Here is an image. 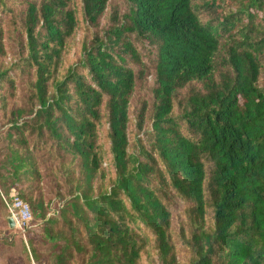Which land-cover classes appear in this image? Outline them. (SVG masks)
<instances>
[{
  "label": "trees",
  "instance_id": "trees-1",
  "mask_svg": "<svg viewBox=\"0 0 264 264\" xmlns=\"http://www.w3.org/2000/svg\"><path fill=\"white\" fill-rule=\"evenodd\" d=\"M119 1L0 0V182L54 264H264V0Z\"/></svg>",
  "mask_w": 264,
  "mask_h": 264
},
{
  "label": "rangeland",
  "instance_id": "rangeland-1",
  "mask_svg": "<svg viewBox=\"0 0 264 264\" xmlns=\"http://www.w3.org/2000/svg\"><path fill=\"white\" fill-rule=\"evenodd\" d=\"M120 2L119 0H111L112 4ZM0 15V19H1ZM0 28L2 29V43L5 50L8 49L6 22L0 21ZM82 32H77L74 37L75 44L82 39ZM75 49L71 50L74 55ZM73 58V57H72ZM12 60V56L7 52L6 56L0 60V69L7 67V64ZM4 89V88H3ZM19 93V90H18ZM141 92H137L131 101V119H134L133 106H137L138 101L142 97ZM4 97L9 102V94L0 89V98ZM2 114H0V163H3V156L6 153L4 134L5 126L2 125ZM131 125L129 131H132ZM1 168V166H0ZM0 175L2 172L0 170ZM7 183L0 182V264H54V249L52 243L44 238L43 224L39 219L32 216L28 229L23 233L19 232L15 227L10 228L7 222L8 214L1 200V195L9 194ZM54 209V204L51 205ZM183 220L181 207H176L173 212L172 226L177 228L178 224ZM142 264H147L146 257H143Z\"/></svg>",
  "mask_w": 264,
  "mask_h": 264
},
{
  "label": "built area",
  "instance_id": "built-area-1",
  "mask_svg": "<svg viewBox=\"0 0 264 264\" xmlns=\"http://www.w3.org/2000/svg\"><path fill=\"white\" fill-rule=\"evenodd\" d=\"M8 218H11L14 227L21 233L28 229L32 220V214L29 205L21 200L13 190L8 195H1Z\"/></svg>",
  "mask_w": 264,
  "mask_h": 264
},
{
  "label": "water",
  "instance_id": "water-1",
  "mask_svg": "<svg viewBox=\"0 0 264 264\" xmlns=\"http://www.w3.org/2000/svg\"><path fill=\"white\" fill-rule=\"evenodd\" d=\"M7 222H8V225H9L10 228H14V223H13L11 218H8Z\"/></svg>",
  "mask_w": 264,
  "mask_h": 264
}]
</instances>
